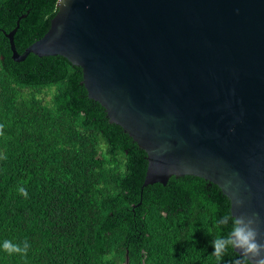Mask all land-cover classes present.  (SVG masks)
Returning <instances> with one entry per match:
<instances>
[{
	"label": "trees",
	"instance_id": "obj_1",
	"mask_svg": "<svg viewBox=\"0 0 264 264\" xmlns=\"http://www.w3.org/2000/svg\"><path fill=\"white\" fill-rule=\"evenodd\" d=\"M57 2L0 0V264H233V249L213 255L233 226L215 227L231 212L218 186L172 177L141 193L146 153L88 97L81 68L61 56L12 59L4 32L26 16L14 37L22 54L48 32ZM5 240H27V254H8Z\"/></svg>",
	"mask_w": 264,
	"mask_h": 264
},
{
	"label": "water",
	"instance_id": "obj_2",
	"mask_svg": "<svg viewBox=\"0 0 264 264\" xmlns=\"http://www.w3.org/2000/svg\"><path fill=\"white\" fill-rule=\"evenodd\" d=\"M48 32L12 59L61 56L146 153L143 190L218 186L264 243V0H58ZM242 199L244 205L235 207ZM239 254L238 250H235Z\"/></svg>",
	"mask_w": 264,
	"mask_h": 264
},
{
	"label": "clouds",
	"instance_id": "obj_3",
	"mask_svg": "<svg viewBox=\"0 0 264 264\" xmlns=\"http://www.w3.org/2000/svg\"><path fill=\"white\" fill-rule=\"evenodd\" d=\"M3 124H0V136H4ZM19 193L25 198L28 197V192L25 187L18 189ZM244 201L237 199L234 202L235 207H242ZM215 211V208L213 209ZM232 222V229L227 236L218 235L213 240L214 253L216 257H222L229 249L238 250L240 258H236L233 264H264V243L260 242V232L258 231L257 217L253 215L235 216L232 212L225 213L215 221L217 230L226 227L229 222ZM3 250L8 254H23L26 255L30 247L27 240L23 245L13 243L10 240L3 242Z\"/></svg>",
	"mask_w": 264,
	"mask_h": 264
},
{
	"label": "rangeland",
	"instance_id": "obj_4",
	"mask_svg": "<svg viewBox=\"0 0 264 264\" xmlns=\"http://www.w3.org/2000/svg\"><path fill=\"white\" fill-rule=\"evenodd\" d=\"M50 97H48V99H49Z\"/></svg>",
	"mask_w": 264,
	"mask_h": 264
}]
</instances>
